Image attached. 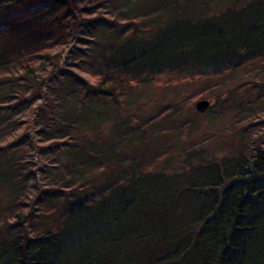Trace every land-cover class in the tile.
<instances>
[{"label":"trees","instance_id":"1","mask_svg":"<svg viewBox=\"0 0 264 264\" xmlns=\"http://www.w3.org/2000/svg\"><path fill=\"white\" fill-rule=\"evenodd\" d=\"M85 1L0 0V264H264V0L217 26L198 1ZM213 93L242 124L231 153L153 148Z\"/></svg>","mask_w":264,"mask_h":264},{"label":"rangeland","instance_id":"2","mask_svg":"<svg viewBox=\"0 0 264 264\" xmlns=\"http://www.w3.org/2000/svg\"><path fill=\"white\" fill-rule=\"evenodd\" d=\"M99 0H86L85 2L88 4L86 10L91 9L92 5L95 4ZM145 1V2H144ZM152 1H155L157 5H153L152 8H154V11L162 12L165 10L166 6L164 5H158V0H143L144 3L150 4ZM177 0L176 4L172 5L176 8H183L182 4L184 5H192L195 2H199L197 7L202 11V13H205L206 16H217V18H214V25L217 26L219 23L224 24L222 20L230 24H235L234 21L241 19L245 20L248 19V16L252 15V11L249 10H243L245 8H238L239 5H244L248 0ZM197 2V4H198ZM236 5V7L230 10H226V7H231ZM197 7L195 9H197ZM99 12H102L99 9ZM182 12V11H181ZM208 15H207V14ZM260 15H264L263 13H260ZM71 20V18H70ZM69 20V22H71ZM240 21V20H239ZM254 81H257L258 78L254 77L252 78ZM252 90V92H251ZM242 91H249L252 95L256 90L255 88L251 87L248 83H244L241 88H237L235 91L236 95H241ZM219 90L217 91L218 94ZM202 98L210 99L209 106L213 105L215 103V97L214 93L212 95H204ZM220 100H225V102L218 105H214L212 107H207L203 112H198L194 109V103L196 100L200 99L197 98L193 100V102L186 101V97L183 98L181 101L183 102L180 104L177 108V112H175V115L168 117V116H161L160 121H158L155 125L156 131L159 133H162L164 136L160 139H156V141L153 142V148L157 146L162 149L163 147L166 148V146H169L170 149H174L175 146L178 145H184V149H188L191 147H207L211 151H215L217 154V158H221L223 155H228L231 153L234 148L237 146L238 142V135L240 131L239 128L242 126V124H236L233 119V114H235L237 111L235 109H232L233 107V101L231 99H223L225 98L224 94H221V97H219ZM249 97L246 98L248 100ZM143 100V99H142ZM141 100V101H142ZM159 105V102L155 105L151 103H143V105H139L136 108H134L135 115L139 116H146L152 113V108L157 107ZM231 106V108H230ZM126 108V106H124ZM181 109V110H180ZM128 110H126L127 112ZM125 113V111H123ZM133 113V114H134ZM122 117L124 116L123 113L120 114ZM263 120L264 121V113H259L258 115L254 116V120ZM249 122L245 121L243 123L247 124ZM181 128L184 129L183 132H181ZM260 130L256 132V136L254 138L256 140L262 139V146L264 147V125L263 127L259 126ZM106 129H108L106 127ZM176 135V136H175ZM159 138V137H158ZM189 140V141H188ZM178 144V145H177ZM148 148H144L142 152L147 150ZM178 150L175 152V155L183 151ZM139 154V153H137ZM17 154L16 156H18ZM8 157V158H7ZM169 157V154H168ZM6 158V159H3ZM15 156L13 154L8 156H0V208L5 207L8 203L9 196L12 194V188L15 187V182L11 179L12 175L14 173L13 168V161ZM183 203H190L187 202ZM1 215H0V233L3 231V228L1 227Z\"/></svg>","mask_w":264,"mask_h":264},{"label":"water","instance_id":"3","mask_svg":"<svg viewBox=\"0 0 264 264\" xmlns=\"http://www.w3.org/2000/svg\"><path fill=\"white\" fill-rule=\"evenodd\" d=\"M210 104V99L200 98L195 101L194 109L198 112H203Z\"/></svg>","mask_w":264,"mask_h":264}]
</instances>
